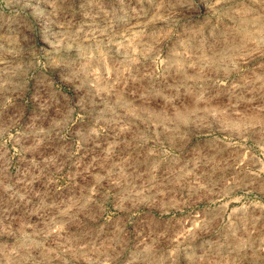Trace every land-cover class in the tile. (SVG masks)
<instances>
[{
  "label": "clouds",
  "instance_id": "9594fccd",
  "mask_svg": "<svg viewBox=\"0 0 264 264\" xmlns=\"http://www.w3.org/2000/svg\"><path fill=\"white\" fill-rule=\"evenodd\" d=\"M0 264H264V0H0Z\"/></svg>",
  "mask_w": 264,
  "mask_h": 264
},
{
  "label": "rangeland",
  "instance_id": "374dc122",
  "mask_svg": "<svg viewBox=\"0 0 264 264\" xmlns=\"http://www.w3.org/2000/svg\"><path fill=\"white\" fill-rule=\"evenodd\" d=\"M237 195H243V193L240 192V193H237ZM235 206H236V205H232V207H235ZM193 207L196 208V209L198 210L200 207H202V205H194ZM108 208H109V212H110V213H114V212H115V209L112 208L111 202H109V204H108ZM192 211H193L192 208H186V209L184 210V212H182V213H177V212L173 211L170 215H172V216H176L177 218H179L181 215L186 216L189 212H192ZM167 218H168V217H165V219H167Z\"/></svg>",
  "mask_w": 264,
  "mask_h": 264
}]
</instances>
